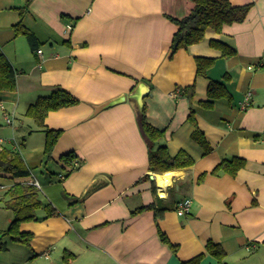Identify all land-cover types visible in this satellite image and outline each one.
<instances>
[{
  "label": "crops",
  "instance_id": "0c3cea01",
  "mask_svg": "<svg viewBox=\"0 0 264 264\" xmlns=\"http://www.w3.org/2000/svg\"><path fill=\"white\" fill-rule=\"evenodd\" d=\"M231 2L252 4L244 21L208 30L199 43L173 52L177 25L170 18L188 15L190 0H33L23 17L26 0H0V53L18 73L17 90L0 91V103L25 117L13 126L2 117L0 139L16 138L31 171L22 178L0 173V191L37 180L56 209L22 223L33 233L31 244L0 248V264H182L205 252L209 240L225 248L226 264H264V0ZM21 20L36 35L35 47L16 34ZM212 40L229 43L236 54L224 56ZM197 56L216 60L206 77L197 73ZM225 73L232 100L200 105L210 79ZM191 85L192 99L187 92L173 95ZM57 86L79 103L45 118L44 128L62 131L48 158L46 132L26 111ZM250 89V104L242 109ZM142 92L147 119L165 131L169 152L185 150L195 160L167 171L172 176L163 187L155 176L163 173L149 170V141L137 111ZM192 109L212 146L208 153L192 138ZM24 133L22 142L17 138ZM70 152L81 160L74 170L61 158ZM233 157L246 160L237 175L212 173ZM185 197L192 199L191 212L180 216L176 204ZM153 203L169 207L159 226L178 244L177 253L161 240L153 209L133 213ZM65 251L76 254L69 263ZM200 264L219 260L207 254Z\"/></svg>",
  "mask_w": 264,
  "mask_h": 264
},
{
  "label": "trees",
  "instance_id": "16d2710c",
  "mask_svg": "<svg viewBox=\"0 0 264 264\" xmlns=\"http://www.w3.org/2000/svg\"><path fill=\"white\" fill-rule=\"evenodd\" d=\"M33 0H26V4L20 9L21 17L28 10ZM190 12L183 18L170 19L177 25V30L174 33L172 40L173 52L180 48H188L189 46L199 43L204 39V35L208 30L221 32L226 25L235 22H242L247 18V15L252 7V4L233 5L231 0H190ZM17 35L23 34L27 36L33 47L36 46L37 37L28 29L22 22H18L14 26ZM212 46L220 49L224 56H233L236 54V49L223 40H212ZM215 59L197 56V73L201 76H208L209 69L214 65ZM17 70L11 63L10 59L0 53V91H15L18 87ZM231 76L225 73L221 80L210 79L208 86V98L201 100L200 105L205 108H212L217 99L227 98L232 100V91L230 88ZM183 93H189L190 98H193L194 85L186 88H181ZM191 90V91H190ZM79 99L74 96L69 90L61 86L55 87L50 94L38 96L37 100L30 104L26 111V116L33 119L34 122L44 128L45 118L48 113L53 110H58L63 107L76 105ZM189 121L195 126L192 132V138L197 141L206 153L212 150V146L206 138L205 132L199 127L196 112L191 110ZM141 129L145 138L149 141V170L157 173H165L170 170L188 167L194 164L195 160L185 150L178 151L176 155H172L167 148V144L162 142L165 138V131L151 124L146 116L144 107L143 117L141 120ZM46 132V147L45 153L50 158L52 151L59 140L62 131L56 129L44 128ZM64 161L72 163L78 156L73 152L67 153L61 157ZM246 164L245 158L233 157L220 161V163L212 170L213 174L229 173L233 176L243 168ZM0 173H8L14 178L28 177L31 173L27 167L25 159L20 152L14 150L9 145L0 146ZM207 174L203 173L199 176L198 182H202ZM149 177V175H146ZM5 195L6 209L12 213V219L8 227L4 230V236L9 235L13 242L30 245L33 239V233L23 231L21 225L27 221H38L45 219L56 213V209L52 206L42 194L41 189L29 181H19L14 183L6 190ZM144 209H153L157 220L158 231L161 240L169 244V247L174 253L178 252V244L173 243L168 235L161 230L159 220L163 217V213L169 207L156 206L155 203L142 206L133 211L137 213ZM41 211L44 214L41 215ZM1 248H7V244L3 243ZM207 254L213 255L219 260V264L224 262L227 252L225 248L213 240H209L206 244L205 252L189 259L182 261V264H200ZM76 257L71 251H65L63 260L69 263Z\"/></svg>",
  "mask_w": 264,
  "mask_h": 264
},
{
  "label": "built area",
  "instance_id": "2783aa9c",
  "mask_svg": "<svg viewBox=\"0 0 264 264\" xmlns=\"http://www.w3.org/2000/svg\"><path fill=\"white\" fill-rule=\"evenodd\" d=\"M69 28H73V25L72 24H69L68 25ZM39 53H42V49H39L38 50ZM41 67V65H40ZM183 91L180 87H178L177 89H175L173 91V95H179L181 94ZM252 90H248L244 96V98L242 99V101L240 102V107L242 109H246L249 104H250V101H251V98H252ZM0 108L3 112V117H4V120H5V123L7 125H10V126H13L15 125V119H16V116H15V112L14 110H11L9 109L5 103L1 102L0 103ZM0 143L2 144H11L13 145V149L14 150H19V145L17 144V141H16V138L15 137H11V138H6V139H0ZM81 164V160L79 158H76L72 163H70L69 165L71 166V170H74L76 168H78ZM59 176L62 178V179H65L66 178V173H60ZM34 180V179H33ZM34 184H36L39 188H40V184L37 180H34L32 181ZM191 208H192V199L190 197H185L183 199H180L178 201V203L176 204V212L178 215L180 216H184V215H187L191 212Z\"/></svg>",
  "mask_w": 264,
  "mask_h": 264
},
{
  "label": "rangeland",
  "instance_id": "374dc122",
  "mask_svg": "<svg viewBox=\"0 0 264 264\" xmlns=\"http://www.w3.org/2000/svg\"><path fill=\"white\" fill-rule=\"evenodd\" d=\"M2 117H3L2 113H0V119H2ZM24 119H25V117L23 114H21V109H19L18 115L16 116V119H15V125H18L19 123L22 124V120H24ZM3 124L4 123H2L0 121V125L4 126ZM8 126H10V125H8ZM2 131L3 130L0 129V137H3V136H1ZM20 131H21L20 133L25 132L26 126L21 128ZM24 135H25V137L19 136L20 138L18 137L17 139L23 142V139H25L27 137L26 133H24ZM38 171H40V170H38ZM5 193H6V190L4 191V189L0 191V234H4V232H5L4 230L8 227V225L12 219L11 211L9 209H6L7 196L5 195ZM3 243L11 245L13 243V241L9 235H5V236L3 235L2 237H0V248H1V245H3Z\"/></svg>",
  "mask_w": 264,
  "mask_h": 264
},
{
  "label": "water",
  "instance_id": "95a60500",
  "mask_svg": "<svg viewBox=\"0 0 264 264\" xmlns=\"http://www.w3.org/2000/svg\"><path fill=\"white\" fill-rule=\"evenodd\" d=\"M145 97V93H141L140 96H138V100H137V111H138V116H139V123L142 120L143 117V110H144V103H143V98ZM141 126V123H140ZM4 234H0V237H2Z\"/></svg>",
  "mask_w": 264,
  "mask_h": 264
},
{
  "label": "bare ground",
  "instance_id": "6f19581e",
  "mask_svg": "<svg viewBox=\"0 0 264 264\" xmlns=\"http://www.w3.org/2000/svg\"><path fill=\"white\" fill-rule=\"evenodd\" d=\"M155 176L157 177L158 182L160 183V185L163 187L165 184H169L170 183L172 173L167 172L166 174L165 173H163V174H157ZM163 192L164 191H162V193Z\"/></svg>",
  "mask_w": 264,
  "mask_h": 264
}]
</instances>
